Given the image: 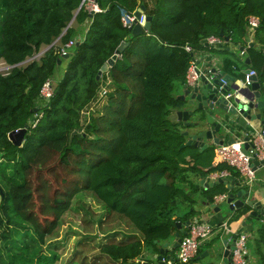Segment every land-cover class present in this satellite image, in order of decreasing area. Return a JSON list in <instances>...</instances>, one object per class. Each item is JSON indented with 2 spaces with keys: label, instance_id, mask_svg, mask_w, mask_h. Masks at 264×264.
<instances>
[{
  "label": "trees",
  "instance_id": "16d2710c",
  "mask_svg": "<svg viewBox=\"0 0 264 264\" xmlns=\"http://www.w3.org/2000/svg\"><path fill=\"white\" fill-rule=\"evenodd\" d=\"M91 1L100 12H90L88 0H0V61L11 67L0 73V264H55L56 244L45 245L84 193L100 202L105 220L118 218L132 229L93 244L87 264H181L173 255L161 263L157 257L178 232L176 222L193 220L189 212L178 216L181 204L194 210L191 195L200 193L190 175L227 171L239 178L222 162L205 173L196 168L179 148L186 128L170 118L182 109L178 96L191 60L186 45L199 51L207 37H228L247 49L257 79L264 77V54L256 48L264 45V0ZM140 6L152 18L150 29L132 37L121 14ZM251 16L259 25L249 43ZM72 40L68 58H61L59 50ZM123 42L128 46L97 81ZM64 62L54 95L42 106L41 87ZM106 76L112 81L106 103L83 123L81 113ZM26 124L23 145L13 146L8 134ZM221 185L202 189L203 198L213 203L226 193ZM83 240L66 264L88 260L81 247L94 237ZM256 245V264H264V225ZM204 251L201 246L188 264H202Z\"/></svg>",
  "mask_w": 264,
  "mask_h": 264
},
{
  "label": "water",
  "instance_id": "95a60500",
  "mask_svg": "<svg viewBox=\"0 0 264 264\" xmlns=\"http://www.w3.org/2000/svg\"><path fill=\"white\" fill-rule=\"evenodd\" d=\"M144 6H140L134 15L137 20H140L143 25H135L131 30V36L137 37L143 33H148L151 17L145 14ZM70 26V25H69ZM68 26V27H69ZM229 38H225L228 42ZM128 43H121L115 54L107 60L96 75L98 81L103 73L114 64L118 56H120ZM50 47L45 49L48 50ZM242 50V48H238ZM43 51V52H44ZM68 56L63 57L67 59ZM60 63V61H59ZM249 65L248 61L246 62ZM214 61L211 57L197 63L198 78L193 86L185 85L182 89L178 99L192 109L182 108L175 112L178 123H183L186 129L193 126L198 128L194 133L189 134L188 131L182 133L183 137L187 138L185 144L180 146L183 149L186 146H193L200 151L206 150L213 146H220L223 144H232L236 142V132L239 130H250L249 123L259 121L264 130V101L262 100L263 92L260 89L258 79L256 76L250 77L252 83L244 85L242 75H247L250 70H234V76L225 75L224 72L217 73L220 67H215ZM229 96L228 98H226ZM37 109H34L36 112ZM255 111V112H254ZM195 112H203L204 120L191 123L190 117ZM254 112V113H253ZM201 123V126L199 124ZM30 126L26 124L23 128L12 131L8 134V140L13 146L20 148L25 139L26 133ZM248 130V132H249ZM252 130V129H251ZM252 132V131H250ZM249 132V133H250ZM247 133L242 141H244L242 152L247 153L249 149ZM205 181H201L203 185ZM214 184H222L226 188V198L218 203H210L206 201L204 207L209 209L208 213L198 211L200 218L203 221L211 220L213 217H220L227 222H238L239 227L247 233L252 231V226L247 223V220H253L258 227L264 225V201L253 197L251 190L241 180H233L232 178H219L213 183L206 182L205 187H211ZM225 206V212L221 211V206ZM191 221L187 220L184 223L176 222L178 232L174 234L175 241L172 249H176L180 242V235H186ZM230 229L228 228L225 236H228ZM238 235L222 239L220 244L223 248L222 262H231L230 253L234 250ZM168 251V244H163L159 249L157 260L159 263L163 262V255ZM208 256V253L203 252L198 259Z\"/></svg>",
  "mask_w": 264,
  "mask_h": 264
},
{
  "label": "built area",
  "instance_id": "2783aa9c",
  "mask_svg": "<svg viewBox=\"0 0 264 264\" xmlns=\"http://www.w3.org/2000/svg\"><path fill=\"white\" fill-rule=\"evenodd\" d=\"M87 9L92 13L100 12L97 5L89 0L87 2ZM121 23L122 26L129 31H131L135 25H143L140 20H137L134 13L128 14L122 12L121 14ZM259 25V20L256 17L248 18V32L252 33ZM57 43V42H56ZM76 43V40L69 41L64 47L59 50V55L61 58L68 56V50ZM204 46L206 48L210 46H217L225 43V40L222 37L210 36L203 40ZM184 50L187 53H190L191 60L189 61V66L186 72V83L187 86H193L196 82L197 75V57H195L196 50L191 46L186 45ZM264 54V48L261 50ZM43 53V52H42ZM41 53V54H42ZM245 51L242 49L240 55H244ZM41 56V55H40ZM120 56H118L119 58ZM205 59V58H204ZM203 59V60H204ZM213 59V58H212ZM214 61V60H213ZM11 67H8L6 70H10ZM257 76L256 72L250 70L244 78V85H250L252 81L250 77ZM101 78V77H100ZM56 84L53 83L51 79L46 80L40 90V101L42 106L47 104L54 95V89ZM112 81L109 76H106L105 79L101 80L100 86L97 90L94 100L90 105L81 113L83 123H87L91 116L95 115L100 111L105 105L107 100V95L112 90ZM264 94V90H263ZM227 96L226 98H228ZM42 115H36L31 122V127H35L38 121L41 119ZM250 146L247 153L242 152V147L244 141L238 140L232 144H223L217 146L216 149V158L218 162L227 164L229 167L234 169L238 175L241 182L245 185H250L253 182L255 171L258 167L264 166V130H253L249 133V138L247 142ZM229 176L227 171L216 173L211 176L212 181H216L219 178H226ZM225 194H219L214 196L213 203H218L226 198ZM226 228L225 224L223 225ZM213 227L203 221L201 218L193 219L190 223L188 232L184 235L183 238H180L179 245L175 253V259L181 264H188L192 262L197 256L198 250L201 245L207 241L213 231ZM247 239L246 234H239L237 242L235 243L234 250L230 253L231 263L232 264H247L248 263V250H247ZM164 261V260H163ZM170 264V261H168Z\"/></svg>",
  "mask_w": 264,
  "mask_h": 264
},
{
  "label": "rangeland",
  "instance_id": "374dc122",
  "mask_svg": "<svg viewBox=\"0 0 264 264\" xmlns=\"http://www.w3.org/2000/svg\"><path fill=\"white\" fill-rule=\"evenodd\" d=\"M89 1V0H88ZM87 7V5H86ZM226 47L230 48V52H225ZM235 44L228 42H225L221 45L217 46H210L208 48L204 49L205 56L204 58L208 57H220L222 55L228 54L230 56L231 54L234 55L236 58H239V52L236 50ZM43 52V50L41 51ZM41 52L34 56L33 59L38 60L42 55ZM231 55V57H232ZM64 65L66 63H63V66L60 67L52 76V81L54 84H57V82L60 80L63 72H64ZM8 66L5 65L3 62L0 61V73L7 72ZM180 96V95H179ZM181 102V101H180ZM182 103V102H181ZM182 108L185 109H192V107L188 106L186 102L182 103ZM172 122H177V117L175 114H173L170 118ZM204 120V114L203 112H195L190 117L189 121L191 123L194 122H201ZM201 126V123L199 124ZM198 130L195 126H193L190 129H185L184 131H188L189 134L194 133V131ZM181 135L184 132L183 129H180ZM186 137H184L183 140H185ZM187 141V138H186ZM186 141L183 143L185 144ZM180 148V147H179ZM185 148V154L187 155L186 158H189L192 160L193 165L196 166L199 170H204L207 168L206 166H209L211 164V158L213 156L212 148H208L206 150H203L202 152L193 146H186ZM202 173H205L203 171ZM191 181L196 182V174L190 175ZM201 195V194H200ZM192 199L198 202L199 197L197 193H193L191 195ZM197 203H195L196 205ZM200 204H197L199 206ZM188 203H185L184 205H180L178 209V216H183L186 213L189 212V219L198 218V211L197 206H194V210L190 212V208L188 207ZM201 207V205L199 206ZM193 208V207H192ZM206 210V209H205ZM221 211L225 212V206H221ZM105 211L102 208L100 202L90 193H84L80 196H77L73 199L72 207L71 209L65 213L61 219L60 226L56 230L55 235L50 240L52 243L49 245H45V247H49L50 245L53 246L56 244L57 248V261L55 264H66V262L72 257L73 251L76 249V245L79 242H82L84 237H90L94 240L89 243V245L83 244L81 247L82 255H85L88 260L85 261V264H87L92 257L93 254H95V250L91 247L95 243H101L105 237L106 234L112 233V232H121V233H129L131 232V227L128 226L125 222L121 221L118 218H110L109 220H105ZM101 221V223H99ZM85 241V240H83ZM217 240H213L212 245L207 244L205 246L206 251L209 253L208 257L202 258V264H206L208 262L211 263H219L220 257L218 253L220 252V249L216 247ZM218 246V245H217ZM53 248V247H52ZM75 260L79 261L78 258H75Z\"/></svg>",
  "mask_w": 264,
  "mask_h": 264
},
{
  "label": "crops",
  "instance_id": "0c3cea01",
  "mask_svg": "<svg viewBox=\"0 0 264 264\" xmlns=\"http://www.w3.org/2000/svg\"><path fill=\"white\" fill-rule=\"evenodd\" d=\"M247 36H248L247 37V41L249 43H252L254 41V31L252 33L248 32ZM239 47L240 46L236 47V50L239 52V58H236L232 54H231L232 57H231V55L228 56V54L222 55L220 57H213V60H214V65L213 66L220 67V69L217 71V73L224 72L225 75L234 76V70L240 69V70L245 71L247 69L248 70L252 69V66L249 63V55H248L249 53H248L247 49L243 48V47H240V48H242L245 51V54L241 56L240 52L242 50L238 49ZM256 48L261 51L264 48V45H257ZM226 52H230V48L227 47L226 48ZM204 56H205L204 49L196 51L195 57H197V61L198 62L202 61L204 59ZM247 61H248L249 65L246 64ZM244 78H245V76L242 75V79H244ZM258 83L260 85V89L263 92V90H264V77H261L260 80L258 79ZM262 100L264 101V95L262 97ZM248 127L249 128L251 127V129H252V130L248 129L249 132L253 131V130H263L262 129V125L260 124L259 121H254V122L249 123ZM248 130L244 129V130L237 131L236 132V136H235L236 137L235 140L236 141L243 140L245 135L247 133H249ZM211 148H212V151H213V156L211 158V164H209V166H206L207 168H205L204 171H207L210 166H214V165H216L218 163L217 158H216L217 146H213ZM186 159L190 160L189 158H186ZM216 173H220V172H214V173H210V174L207 173L205 175H202L201 173L196 174L197 175L196 176V184L200 188V193L197 194L200 200H198V202H196V203L200 204L201 207H199L200 205L197 206V204L196 205L194 204L193 205V209H194V206H197V211H204L205 213L209 212V209H206L204 207V205H205L207 200H205L203 198V196H202L203 195L202 194L203 193L202 189H207V187H205L206 182H209L210 184L214 182V181L211 180V176L216 174ZM228 177H230V174L226 178H228ZM230 178H232V177H230ZM236 179L239 180V178H235L233 180H236ZM201 181H205L203 183V185H200ZM248 187H250L249 189L251 190V195L253 197H257L258 199H262V201H264V166L263 167H258L256 169L254 180H253L252 183H250V185ZM222 188L224 190V186H222ZM212 217L213 218L211 220H207L205 222L210 224L214 229L212 231V234H211L210 238L207 241H205L201 246H203V248L205 249V246L207 244H211L212 245L213 240H217L218 241L217 244H216V247L218 249H220L221 256H220V262L216 263V264H225V263L222 262L223 248H222V246L220 244L221 240L222 239H228V237L233 236L235 234H237V235L246 234L248 236L247 243H246L247 250H248V263L247 264H256L257 259H258L257 245H256V239L258 238V226L256 225V223L253 220H247V223L252 226V231L251 232L247 231V233H246L245 230H243V229H241L239 227V223L238 222L229 223L226 220H222L220 217H216V216H212ZM198 218L200 219V213L198 214ZM194 219H196V218H194ZM224 224H225L226 228H224V226H223ZM228 228L230 229L229 235L225 236V233L227 232ZM174 241H175V237H173V239L170 242L166 243V244H168V251H167L166 255L164 254V257H166L168 259L170 257H172V255L175 257L176 251H175V249L174 250L172 249ZM262 248L264 249V245H262ZM205 251H206V249H205ZM226 264H232V263L231 262H227Z\"/></svg>",
  "mask_w": 264,
  "mask_h": 264
}]
</instances>
